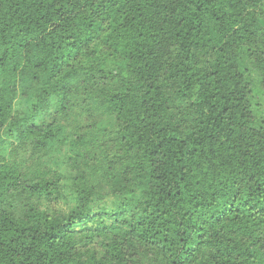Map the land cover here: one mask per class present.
<instances>
[{
  "label": "trees",
  "instance_id": "16d2710c",
  "mask_svg": "<svg viewBox=\"0 0 264 264\" xmlns=\"http://www.w3.org/2000/svg\"><path fill=\"white\" fill-rule=\"evenodd\" d=\"M252 73L264 0H0V264H264Z\"/></svg>",
  "mask_w": 264,
  "mask_h": 264
},
{
  "label": "rangeland",
  "instance_id": "374dc122",
  "mask_svg": "<svg viewBox=\"0 0 264 264\" xmlns=\"http://www.w3.org/2000/svg\"><path fill=\"white\" fill-rule=\"evenodd\" d=\"M253 79V92L251 95V102L255 105L257 113L264 120V92L260 87V79L254 73H252ZM18 98L16 104V110L14 113V118L17 121H20L23 115H25L31 108L34 107L35 97L38 95L39 89L35 85H32L25 81L24 79H20L18 84ZM7 135H11L7 132ZM18 140L14 137L10 136L9 147H14L18 145ZM25 153V152H24ZM29 156L28 154L26 157ZM118 185H113L116 188ZM12 205L17 209L19 207V199L11 200Z\"/></svg>",
  "mask_w": 264,
  "mask_h": 264
}]
</instances>
